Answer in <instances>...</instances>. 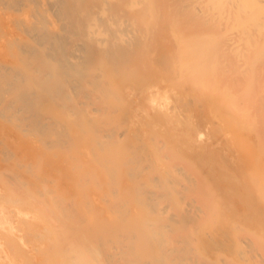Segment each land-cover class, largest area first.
I'll return each instance as SVG.
<instances>
[{"label": "bare ground", "instance_id": "bare-ground-1", "mask_svg": "<svg viewBox=\"0 0 264 264\" xmlns=\"http://www.w3.org/2000/svg\"><path fill=\"white\" fill-rule=\"evenodd\" d=\"M0 264H264V0H0Z\"/></svg>", "mask_w": 264, "mask_h": 264}]
</instances>
